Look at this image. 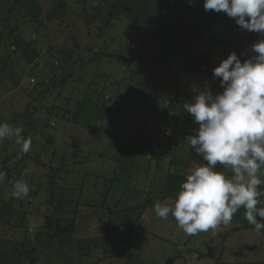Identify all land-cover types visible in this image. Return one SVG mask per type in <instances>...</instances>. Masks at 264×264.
Listing matches in <instances>:
<instances>
[{"label":"rangeland","instance_id":"1","mask_svg":"<svg viewBox=\"0 0 264 264\" xmlns=\"http://www.w3.org/2000/svg\"><path fill=\"white\" fill-rule=\"evenodd\" d=\"M117 1L0 0V122L23 130L0 140V264H264L243 207L194 235L153 207L204 164L183 104L262 37L203 0Z\"/></svg>","mask_w":264,"mask_h":264},{"label":"clouds","instance_id":"2","mask_svg":"<svg viewBox=\"0 0 264 264\" xmlns=\"http://www.w3.org/2000/svg\"><path fill=\"white\" fill-rule=\"evenodd\" d=\"M203 7L225 13L241 30L262 38L251 45L253 56L242 61L233 51L213 68L222 91L203 90L183 104L198 125L186 142L204 164L189 170L172 206L153 207L159 218L171 214L188 235L230 224L243 207L244 218L259 232L264 229L257 219H264V208L257 207L264 195L257 190L264 184V0H203ZM22 131L0 122V140L20 137ZM17 143L21 153L30 151V139ZM6 175L0 171V183ZM29 192V185L18 180L11 195L22 199Z\"/></svg>","mask_w":264,"mask_h":264},{"label":"trees","instance_id":"3","mask_svg":"<svg viewBox=\"0 0 264 264\" xmlns=\"http://www.w3.org/2000/svg\"><path fill=\"white\" fill-rule=\"evenodd\" d=\"M125 2L126 0H118L117 2L114 3V8H123L125 7ZM118 11V10H117Z\"/></svg>","mask_w":264,"mask_h":264}]
</instances>
